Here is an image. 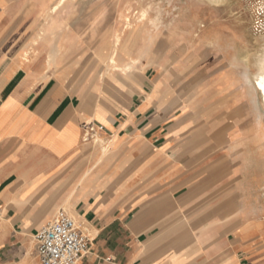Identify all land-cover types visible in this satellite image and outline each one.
<instances>
[{
  "label": "crops",
  "instance_id": "crops-1",
  "mask_svg": "<svg viewBox=\"0 0 264 264\" xmlns=\"http://www.w3.org/2000/svg\"><path fill=\"white\" fill-rule=\"evenodd\" d=\"M58 2L0 0V264H38L23 247L65 207L91 241L78 264H260L261 231L230 227V151H181L185 123L164 115L146 67L98 82L101 43L87 55L70 31L84 19L73 1L53 14ZM86 59L94 76L74 68ZM89 123L112 138L107 155L84 142Z\"/></svg>",
  "mask_w": 264,
  "mask_h": 264
},
{
  "label": "rangeland",
  "instance_id": "rangeland-1",
  "mask_svg": "<svg viewBox=\"0 0 264 264\" xmlns=\"http://www.w3.org/2000/svg\"><path fill=\"white\" fill-rule=\"evenodd\" d=\"M73 4L75 16L84 19L85 28L71 27V34H84L87 55L96 52L101 43L97 56L106 80L117 73L108 72L103 49L110 45L113 34L122 33L123 21L130 17L134 31L122 34L118 64L139 58L142 64L136 71L146 67L143 82L147 88L162 83L159 101L165 100L164 115L185 123L175 137L181 151H230V198L240 199L229 207L230 227L242 216L247 239L257 229L261 231L255 242L261 247L256 262L264 264V122L262 128L256 123L257 107L250 105L244 83V75L254 71L244 60L260 49L254 32L264 25V0L222 4L208 0H75ZM260 32L264 34V27ZM150 34L154 38L148 47ZM94 62L77 60L74 68L88 67L86 75L94 76ZM99 74L96 72V80ZM79 77L63 79L72 88ZM145 98L146 94L135 95L129 100L140 103ZM169 127L170 123H164L161 128L167 131ZM59 211L78 219L69 208ZM29 239L23 259L38 254L34 237Z\"/></svg>",
  "mask_w": 264,
  "mask_h": 264
},
{
  "label": "bare ground",
  "instance_id": "bare-ground-1",
  "mask_svg": "<svg viewBox=\"0 0 264 264\" xmlns=\"http://www.w3.org/2000/svg\"><path fill=\"white\" fill-rule=\"evenodd\" d=\"M69 1H75V0H59V2L53 7L51 12L53 14H57L66 5V3H68ZM227 1L228 0H208V2L214 3V4H222V3H226ZM258 11H260V10H258ZM253 17L254 16H252V18ZM257 19L258 18H256V20ZM152 25H154L153 22H152ZM254 27H255V25H254ZM261 27L263 28L264 25L261 24L260 26H257L258 30L256 32H254V33H257V34H255V36H256L255 39H256L257 43H259L260 49L251 57L245 58V54H243V55H244V58H245L244 61L246 62L247 67H249L250 69H252V68L254 69L253 72L246 73L244 75V79H245L244 83H245L246 87L248 88L249 96L251 98L250 105L251 106L255 105L257 107L256 108L257 110H255V111H257L256 123H258V125L262 128L263 122H264V88H261V84L264 83V34H262V32H260ZM133 29H134V26L130 20V17H125V19L123 21L122 33L113 34V39L110 41V45L104 47L103 53H104V55H106V57H107L106 62L109 65V67L107 68L108 72L112 71V72L117 73V74L121 72L124 75H133V74H135L134 72L138 69V67L141 66L142 61L139 58L130 59L128 61H125L123 65L118 64V57H119V53H120L119 48L121 47V44H122V34L128 32V31L133 32L134 31ZM255 29H256V27L254 28V30ZM148 38H149L148 47H150L154 37H152V35L150 34ZM251 45H254V44H251ZM256 46H258V44ZM250 53L252 54L253 52H250ZM58 56H59L58 50L54 49L52 51V54H50V57L48 60V67L49 68H52L53 65L57 66V62H58L57 57ZM247 56H250V55L247 54ZM74 72L75 71L72 70L70 72V75H68V76L72 77L71 75H73ZM99 73L100 74L98 76L97 81L101 82L104 85L107 73H106V71L105 72L99 71ZM70 79L71 78L67 77L66 82L70 83ZM169 79H170V76H169ZM161 85H162V83H161ZM247 100H248V98H247ZM238 145H240V144H238ZM102 153L105 156V155H107L108 150L106 151V149H104V151H102Z\"/></svg>",
  "mask_w": 264,
  "mask_h": 264
},
{
  "label": "built area",
  "instance_id": "built-area-1",
  "mask_svg": "<svg viewBox=\"0 0 264 264\" xmlns=\"http://www.w3.org/2000/svg\"><path fill=\"white\" fill-rule=\"evenodd\" d=\"M104 126L89 123L84 129V142L110 149L112 138H102ZM104 141V142H103ZM39 264H78L91 249V241L76 220L65 211H59L53 221L34 237Z\"/></svg>",
  "mask_w": 264,
  "mask_h": 264
},
{
  "label": "snow or ice",
  "instance_id": "snow-or-ice-1",
  "mask_svg": "<svg viewBox=\"0 0 264 264\" xmlns=\"http://www.w3.org/2000/svg\"><path fill=\"white\" fill-rule=\"evenodd\" d=\"M261 88H264V83L261 84Z\"/></svg>",
  "mask_w": 264,
  "mask_h": 264
}]
</instances>
